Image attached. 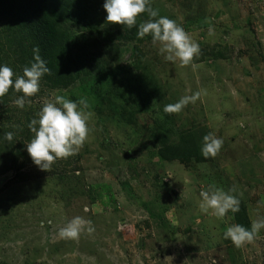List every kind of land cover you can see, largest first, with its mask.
<instances>
[{
  "label": "rangeland",
  "instance_id": "1",
  "mask_svg": "<svg viewBox=\"0 0 264 264\" xmlns=\"http://www.w3.org/2000/svg\"><path fill=\"white\" fill-rule=\"evenodd\" d=\"M98 1L77 67L92 76L68 88L40 82L23 109L18 96L0 103V129L16 133L0 140L9 146L3 155L24 143L16 164L30 176L18 180L15 168L0 175V264H264V228L241 248L223 235L230 224L250 228L264 217V0H150L198 43L187 66L165 60L150 36L120 38L123 25L109 23ZM2 10L0 58L14 70L16 28ZM147 19L137 18L135 35ZM197 91L195 103L164 111ZM57 95L87 98L93 115L78 152L43 170L27 152V125ZM209 132L223 145L205 158ZM209 185L232 190L239 212L223 220L203 213L199 193ZM77 216L91 224L78 239L62 237Z\"/></svg>",
  "mask_w": 264,
  "mask_h": 264
},
{
  "label": "clouds",
  "instance_id": "2",
  "mask_svg": "<svg viewBox=\"0 0 264 264\" xmlns=\"http://www.w3.org/2000/svg\"><path fill=\"white\" fill-rule=\"evenodd\" d=\"M103 8L106 10V20L109 23L126 25L128 28L137 26V18L141 14H147L149 19L139 23L137 38L143 39L150 36L153 44H159V53L167 61L179 60L181 66L192 63L194 56L199 54L198 43L194 42L181 25L167 16L159 14L158 9L151 7L150 0H104ZM46 60L40 55L38 46L33 48V61L23 68L22 75H17L13 68L7 64H0V97L9 93L10 89L21 93L14 103L23 109L28 98L33 97L40 90V81L45 74H50ZM201 96V92H194L191 96H182L174 104L164 106L167 113L180 112L190 102ZM90 105L85 97L72 100L62 95H57L54 101L45 103L37 118L28 123V129L34 134L26 145L28 154L33 163L40 169L48 170L58 159H67L75 155L84 145L88 134V121L93 115L88 111ZM15 132L4 134V139L13 141ZM223 140L209 132L204 135L201 142V154L205 157H215L222 148ZM232 190L225 191L221 187L209 185L206 190L199 193V208L203 213L214 215L223 220L231 211L239 212L240 200L231 194ZM84 211H89L85 207ZM77 216L60 229V235L65 238L78 239L85 225H90ZM264 228V217L251 222V227L246 228L241 224H230L223 235L231 240L236 248H241L251 243ZM91 227L88 231H92Z\"/></svg>",
  "mask_w": 264,
  "mask_h": 264
},
{
  "label": "trees",
  "instance_id": "3",
  "mask_svg": "<svg viewBox=\"0 0 264 264\" xmlns=\"http://www.w3.org/2000/svg\"><path fill=\"white\" fill-rule=\"evenodd\" d=\"M99 3L98 0H0V9H3L1 13L8 15L16 28L11 41L12 45L16 44L15 49L11 50L17 66L14 72L22 75L23 68L33 61V48L38 46L41 57L46 60L51 70L50 74L42 77L40 82L45 83H40L42 87L68 88L76 83L82 74L86 77L92 76V71L86 69L81 72L77 67L81 62L79 53L90 45L85 31L89 29L90 23H86L87 14ZM123 29L125 33L118 32L120 38L137 39L133 33L134 26L130 29L123 25ZM73 30L79 32V35L71 37ZM93 58L96 61V57H92V60ZM0 64H5L2 58ZM19 95L21 93L10 89L9 93L0 97V103L9 101L7 97ZM5 133L6 131L0 129V140H5ZM8 147L0 145V175L15 168L18 180L28 179L30 176L21 173V168L16 164L25 150L24 143H20L17 153L10 158L3 155ZM160 153L166 159L179 158L165 150Z\"/></svg>",
  "mask_w": 264,
  "mask_h": 264
}]
</instances>
